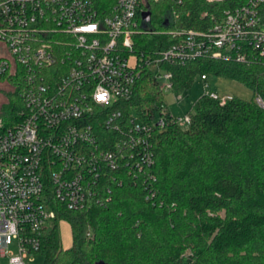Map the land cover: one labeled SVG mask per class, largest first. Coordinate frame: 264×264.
I'll return each instance as SVG.
<instances>
[{
    "label": "built area",
    "instance_id": "obj_1",
    "mask_svg": "<svg viewBox=\"0 0 264 264\" xmlns=\"http://www.w3.org/2000/svg\"><path fill=\"white\" fill-rule=\"evenodd\" d=\"M186 3L0 0V82H14L25 104L18 122L0 119V255L11 254L10 264L41 254L58 206L80 211L102 200L106 181L148 178L156 130L170 122L190 126L192 113L170 114V122L160 114L151 123L126 114L143 72L154 71L165 93L174 91L167 66L264 63V0H205L209 8L189 27L181 20ZM151 4L168 14L161 30ZM146 34L170 39L140 51ZM205 94L222 105L232 99ZM256 101L264 107L260 97ZM12 238L17 255L10 251Z\"/></svg>",
    "mask_w": 264,
    "mask_h": 264
},
{
    "label": "trees",
    "instance_id": "obj_2",
    "mask_svg": "<svg viewBox=\"0 0 264 264\" xmlns=\"http://www.w3.org/2000/svg\"><path fill=\"white\" fill-rule=\"evenodd\" d=\"M155 7L154 26L161 30L168 14ZM208 8L205 0H187L183 24L192 26ZM169 39L146 34L138 49L146 52ZM166 68L178 93L198 76L213 74L244 84L254 97H232L222 105L204 94L193 106L190 126L182 129L170 122L154 71L143 72L124 105L126 114L151 123L159 112L170 122L152 136L147 183L121 175L123 184L106 181L102 200H90L83 210L58 206L42 241L45 264H264V107L256 101L264 103V63L199 60ZM9 96L0 119L12 125L25 104L19 92ZM63 220L72 227L69 250L61 240Z\"/></svg>",
    "mask_w": 264,
    "mask_h": 264
},
{
    "label": "rangeland",
    "instance_id": "obj_3",
    "mask_svg": "<svg viewBox=\"0 0 264 264\" xmlns=\"http://www.w3.org/2000/svg\"><path fill=\"white\" fill-rule=\"evenodd\" d=\"M131 64H135V59L131 58ZM10 81V80H9ZM0 82V114L5 105L10 103L9 98L12 93L17 94V86L14 82ZM206 85L208 88L206 89ZM209 90L216 93L220 98H226L227 96L241 98L247 101H250L254 97V93L244 84L238 83L230 78L225 76H217L213 74L207 75V81H203L200 76H198L191 88L178 93L175 91H165L166 95V104L167 111L176 119H180L194 113L193 106L194 104ZM160 118V113H156V119ZM182 129H187L186 124H180ZM59 229L61 233V240L65 250H69L74 245V237L72 232L71 224L66 221L59 222ZM10 251L17 255L19 253L18 245L15 240L11 239ZM11 254H8L6 257L0 255V264H10ZM46 259L41 254H36L30 256L25 260V264H45Z\"/></svg>",
    "mask_w": 264,
    "mask_h": 264
},
{
    "label": "water",
    "instance_id": "obj_4",
    "mask_svg": "<svg viewBox=\"0 0 264 264\" xmlns=\"http://www.w3.org/2000/svg\"><path fill=\"white\" fill-rule=\"evenodd\" d=\"M142 17H143V21L145 23H148L150 21V19H151V13L150 12H145V13H143ZM99 264H103V263H99Z\"/></svg>",
    "mask_w": 264,
    "mask_h": 264
},
{
    "label": "snow or ice",
    "instance_id": "obj_5",
    "mask_svg": "<svg viewBox=\"0 0 264 264\" xmlns=\"http://www.w3.org/2000/svg\"><path fill=\"white\" fill-rule=\"evenodd\" d=\"M101 99H103V97H101Z\"/></svg>",
    "mask_w": 264,
    "mask_h": 264
}]
</instances>
